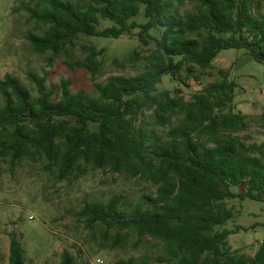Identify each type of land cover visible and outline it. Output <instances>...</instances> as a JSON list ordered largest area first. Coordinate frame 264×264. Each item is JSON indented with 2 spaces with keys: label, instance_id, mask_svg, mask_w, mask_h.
<instances>
[{
  "label": "trees",
  "instance_id": "16d2710c",
  "mask_svg": "<svg viewBox=\"0 0 264 264\" xmlns=\"http://www.w3.org/2000/svg\"><path fill=\"white\" fill-rule=\"evenodd\" d=\"M264 0H32L23 4L36 34L38 55L70 58L82 37L119 39L138 31L155 49L135 77L114 76L95 86V96L72 94L70 82L47 87L28 75L0 81V162L11 169L26 160L42 163L58 182L79 179L88 169L109 170L156 188L127 209L121 197L88 203L78 218L89 229L156 241L159 253L145 264H264V238L253 257L232 252L226 228L235 218L227 202H264V143L250 135L253 119L234 108L237 84L222 80L186 100L158 91L165 76L188 79L212 69L228 50H246L264 64ZM187 3L191 11L183 12ZM143 10L144 23L136 19ZM102 22L110 27L100 29ZM158 33V37L154 36ZM85 62L99 73V51L82 45ZM135 57L139 58L138 55ZM134 57V58H135ZM133 59L130 58L128 62ZM264 123V113L260 117ZM245 186L244 191L234 189ZM264 228V225H263ZM8 264H26L21 242L11 235ZM60 264H76L65 251Z\"/></svg>",
  "mask_w": 264,
  "mask_h": 264
},
{
  "label": "rangeland",
  "instance_id": "374dc122",
  "mask_svg": "<svg viewBox=\"0 0 264 264\" xmlns=\"http://www.w3.org/2000/svg\"><path fill=\"white\" fill-rule=\"evenodd\" d=\"M30 1L0 0V81L10 75L33 91L36 88L28 75H35L46 77L48 88L69 81L72 94L85 92L95 96V86L105 84L111 77L130 78L141 74L145 66L143 59L155 49L154 43L143 46L137 37L138 31H134L119 39L82 37L70 58L35 54L28 36L37 31L26 13L19 10ZM262 7L264 13V2ZM186 11H191L188 3L183 8ZM136 21L145 22L143 10ZM110 26L109 22H102L100 29ZM82 45H93L101 51V69L96 75L76 65L86 59ZM130 58L133 60L128 62ZM220 71L237 84L234 108L253 119L249 130L253 141L264 143V123L260 120L264 113V64L254 61L246 50L223 51L214 60L212 69H197L193 75L196 77L190 79L185 72L178 80L165 76L158 91L172 94L178 91L190 100L208 85L221 81ZM244 190L243 185L234 189L235 192ZM155 192L156 188L146 181L109 170L88 169L79 179L58 182L53 174L45 171L42 163L26 160L11 169L0 162V264L9 263L12 234L21 242L26 264H60L65 251L74 256L76 264L151 263L159 253L156 241L139 240L131 235L118 243L115 231L105 233L98 227L87 228L79 220L78 212L85 204H106L114 197H121L124 207L131 209L142 196ZM227 204L234 208L235 218L226 228L237 233L229 238L230 249L253 257L264 238V202L232 200Z\"/></svg>",
  "mask_w": 264,
  "mask_h": 264
},
{
  "label": "built area",
  "instance_id": "2783aa9c",
  "mask_svg": "<svg viewBox=\"0 0 264 264\" xmlns=\"http://www.w3.org/2000/svg\"><path fill=\"white\" fill-rule=\"evenodd\" d=\"M98 263H101L100 261H97Z\"/></svg>",
  "mask_w": 264,
  "mask_h": 264
}]
</instances>
